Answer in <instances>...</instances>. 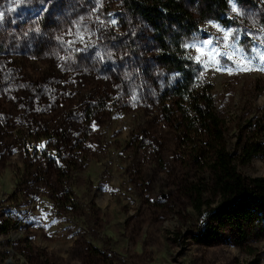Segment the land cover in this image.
<instances>
[{
	"label": "rangeland",
	"instance_id": "obj_1",
	"mask_svg": "<svg viewBox=\"0 0 264 264\" xmlns=\"http://www.w3.org/2000/svg\"><path fill=\"white\" fill-rule=\"evenodd\" d=\"M125 1L0 0V264H264V219L243 235L207 219L216 197L195 210L212 151L165 91L159 34ZM182 1L185 60L212 85L228 150L262 144L240 169L264 176V0H228L223 21Z\"/></svg>",
	"mask_w": 264,
	"mask_h": 264
},
{
	"label": "trees",
	"instance_id": "obj_2",
	"mask_svg": "<svg viewBox=\"0 0 264 264\" xmlns=\"http://www.w3.org/2000/svg\"><path fill=\"white\" fill-rule=\"evenodd\" d=\"M200 1L204 5L203 14L209 13L223 21L221 12L229 8L228 0ZM125 6L149 22L159 34V62L174 73L165 91L176 99L185 127L202 138L204 152L212 151L211 177L207 183L191 186L195 210L202 213L216 197L217 204L207 213V219L218 223L220 228L230 224L246 234L248 227L252 229L264 219V176H247L240 166L263 152V146L257 139L241 137L235 152L228 150L222 133L223 120L213 102L212 85L198 80L185 60L187 50L181 37L195 28L193 13L182 0H126ZM164 109L168 111L169 107L165 105ZM256 132H264V123L259 122ZM9 228L7 219L0 220V232Z\"/></svg>",
	"mask_w": 264,
	"mask_h": 264
},
{
	"label": "snow or ice",
	"instance_id": "obj_3",
	"mask_svg": "<svg viewBox=\"0 0 264 264\" xmlns=\"http://www.w3.org/2000/svg\"><path fill=\"white\" fill-rule=\"evenodd\" d=\"M232 7H233V11H238V9L236 8L235 4H233ZM0 17H2V13H0ZM111 22H112V23H115V20H113V21H111ZM210 23H211V22H210ZM216 27L219 28V25H216ZM220 31H224V30H223V29H220ZM229 34H230V33H225V37H227ZM78 38L81 40V42H83V34H78ZM203 44H204V47H208L209 45L212 44V41H211V40H209V41H205V42H203ZM186 46H188V45H186ZM190 47H197V45L193 44V45H190ZM198 51L202 52V51H203V48H198ZM212 51L215 52L216 50L213 48ZM218 54H219V53L217 52V55H218ZM195 59H196L198 62H202V63H204L206 68L208 67V62H207V61H201V57H200L199 55H197V56L195 57ZM238 67H239V65H238ZM217 70H219V69H217ZM41 147H43V145H41Z\"/></svg>",
	"mask_w": 264,
	"mask_h": 264
}]
</instances>
